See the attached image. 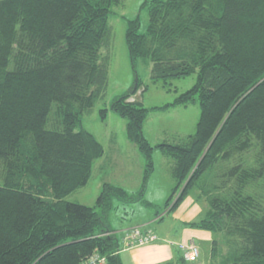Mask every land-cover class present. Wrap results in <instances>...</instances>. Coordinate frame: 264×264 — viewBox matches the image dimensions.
<instances>
[{
	"label": "trees",
	"instance_id": "1",
	"mask_svg": "<svg viewBox=\"0 0 264 264\" xmlns=\"http://www.w3.org/2000/svg\"><path fill=\"white\" fill-rule=\"evenodd\" d=\"M121 1L0 0V264H83L94 253L123 264L109 212L114 198L144 200L157 147L175 161L169 211L195 193L207 202L187 225L213 233L209 264H264V0L146 1L145 31L129 21L131 59L149 58L164 86L198 75L171 104H200L197 131L183 143L150 144L149 109L132 100L137 77L111 109L148 161L141 190L105 183L99 211L67 199L105 152L78 127L104 94L101 50Z\"/></svg>",
	"mask_w": 264,
	"mask_h": 264
},
{
	"label": "rangeland",
	"instance_id": "2",
	"mask_svg": "<svg viewBox=\"0 0 264 264\" xmlns=\"http://www.w3.org/2000/svg\"><path fill=\"white\" fill-rule=\"evenodd\" d=\"M146 1L122 0L112 7L113 12L109 19L110 35L101 50V61L108 68L107 85L104 94L92 109L81 114L82 125L78 127V130L84 128L91 132L102 143L105 152L93 162L88 183L71 193L67 199L95 207L98 211L100 210L98 197L105 183L121 187L134 196L142 188L148 161L128 137V120L111 109L113 100L129 92L135 85L137 77L142 86L132 100L137 99L149 109L143 133L153 146L161 143H183L188 136L195 134L201 116L199 103L171 106L179 95L196 84L197 74L174 78L164 86L161 81H153V62L149 58L139 57L134 62L131 59L126 36L129 21L139 19L141 31H145L149 23V8L148 4H145ZM152 160L154 169L148 177L144 200L135 202H124L118 198L113 200V207L109 212V225L118 231L116 234L123 228L138 223L139 220L146 221L147 227L155 229V232L165 233L167 225L164 221L172 217L180 206L173 211H169L171 206H167L176 185L173 174L174 159L157 147L152 153ZM201 201L207 205L205 199ZM209 251L208 246L201 248L203 256L205 254L208 256Z\"/></svg>",
	"mask_w": 264,
	"mask_h": 264
},
{
	"label": "crops",
	"instance_id": "3",
	"mask_svg": "<svg viewBox=\"0 0 264 264\" xmlns=\"http://www.w3.org/2000/svg\"><path fill=\"white\" fill-rule=\"evenodd\" d=\"M206 205L197 197V194H191L180 204L178 210L174 215L164 222L167 225V232L158 233L159 238L149 244L143 246L126 247L124 241V231L132 227L148 228L146 221L139 220L138 223L128 228H123L117 234L119 241V256L123 264H158L168 260H178L184 257V250L182 245L188 243L193 239L200 248V255L196 261L187 262V264H209L211 257V248L214 235L212 232L192 228L187 224L193 220L201 217L205 211ZM118 232V231H115ZM121 232V233H120ZM208 246L209 255L203 256L201 252L202 247Z\"/></svg>",
	"mask_w": 264,
	"mask_h": 264
},
{
	"label": "built area",
	"instance_id": "4",
	"mask_svg": "<svg viewBox=\"0 0 264 264\" xmlns=\"http://www.w3.org/2000/svg\"><path fill=\"white\" fill-rule=\"evenodd\" d=\"M158 238L155 231L140 226L132 227L124 231V241L126 242V247L129 248L149 244L156 241ZM182 249L184 250V259L187 262H193L199 258L200 249L193 239L183 244ZM83 264H108V262L106 257L99 253H94L89 260Z\"/></svg>",
	"mask_w": 264,
	"mask_h": 264
}]
</instances>
